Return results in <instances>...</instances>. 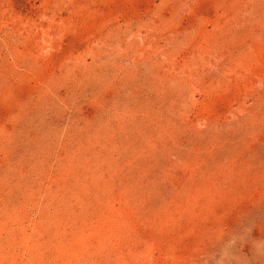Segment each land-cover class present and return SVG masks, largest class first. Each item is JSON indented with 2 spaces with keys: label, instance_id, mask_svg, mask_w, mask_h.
Segmentation results:
<instances>
[{
  "label": "rangeland",
  "instance_id": "1",
  "mask_svg": "<svg viewBox=\"0 0 264 264\" xmlns=\"http://www.w3.org/2000/svg\"><path fill=\"white\" fill-rule=\"evenodd\" d=\"M0 264H264V0H0Z\"/></svg>",
  "mask_w": 264,
  "mask_h": 264
}]
</instances>
